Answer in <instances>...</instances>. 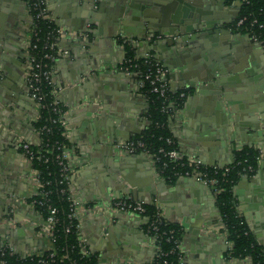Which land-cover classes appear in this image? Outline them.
<instances>
[{"label": "crops", "instance_id": "1", "mask_svg": "<svg viewBox=\"0 0 264 264\" xmlns=\"http://www.w3.org/2000/svg\"><path fill=\"white\" fill-rule=\"evenodd\" d=\"M46 1L65 28L53 81L67 107L70 190L78 201L83 246L102 264H147L154 258L146 217L108 206L113 197L130 194L181 224L189 264H251L227 253L211 187L192 176L169 181L149 153H131L115 143L149 123L139 76L123 67L121 36L127 35L137 54L150 50L171 68V90L188 89L169 118L184 152L209 164H228L235 148L264 146V46L231 24L239 1ZM171 18L173 24H167ZM31 38L25 0H0V244L23 255L52 246L32 200L38 182L21 144L42 139L27 79ZM234 189L239 211L264 247V157Z\"/></svg>", "mask_w": 264, "mask_h": 264}, {"label": "trees", "instance_id": "2", "mask_svg": "<svg viewBox=\"0 0 264 264\" xmlns=\"http://www.w3.org/2000/svg\"><path fill=\"white\" fill-rule=\"evenodd\" d=\"M227 1L231 3L235 0ZM238 1L240 8L231 24L237 25L238 20L243 17V22L237 26L239 30L248 34L257 33L259 39L264 41V0ZM31 18L32 41L33 44H36V46L31 44V52L43 63L51 66L55 61L46 57L45 54L46 52H56V47H51L50 44L58 35L53 29L57 23L45 16H37V10L31 11ZM255 19L256 21H254ZM121 41L123 42L122 38ZM124 47L126 54L123 63L132 64L131 68L140 76L139 71L143 72L147 68L144 54H137L131 41H125ZM136 63L137 65H135ZM39 84L38 94L40 97L38 96V99L42 104L38 106L39 112L34 124L40 131L42 139L39 143H30V151L34 153L32 166L38 171L41 184L32 200L44 219L48 216L50 206L57 208L58 219L54 226V239L50 248L41 253H32L26 256L12 252L8 246H3L2 259L7 264H101L97 253H85L79 237L78 218L70 215L73 200L70 197L69 183L65 178L64 165L59 156L64 146L69 145L66 126L61 121V116L64 115L67 107L62 102H55L54 84L49 83L43 77ZM140 89L147 99L149 123L141 132L134 134L131 138L143 140L151 153L160 155L161 159L157 162L158 170L169 181H175L187 170L192 172L194 164L189 161L186 152V156L181 159L171 160L159 149L160 147H164L166 150L182 149L170 129L169 118L175 110L183 105L188 89L181 88L174 91L170 89L167 96H164L154 91L147 79ZM182 92L185 94L182 95ZM168 137L171 140H168ZM261 157L260 146L246 144L241 148H235L234 159L228 163L227 170L225 166L218 169L211 165L202 166V170L206 171V176L217 178L215 183L208 186L215 193L220 213L218 219L220 228L226 232L228 240L232 243L231 246H228L227 253L238 258L248 257L251 259V264H264V247L256 239L246 216L239 211L234 187L245 173L252 174L256 171ZM64 161L66 162V159ZM164 161H167V164H164ZM157 213L156 204L147 202L148 220L155 218ZM148 222L146 220V227ZM172 229L174 232H171ZM150 233L157 236V242L160 243L162 249L158 250L154 258L147 264H189L187 261L182 263L180 260V255L183 254L177 245V242L183 238V227L180 223L163 219L159 229H151ZM171 234L172 237H169ZM3 247L0 246V250Z\"/></svg>", "mask_w": 264, "mask_h": 264}, {"label": "built area", "instance_id": "3", "mask_svg": "<svg viewBox=\"0 0 264 264\" xmlns=\"http://www.w3.org/2000/svg\"><path fill=\"white\" fill-rule=\"evenodd\" d=\"M25 2H26L27 8H28L30 14H31L32 10H37V16L42 15V16L49 18V20L56 21L49 13V8H48L46 0H29L28 2L25 0ZM243 20H244V18L241 17L237 22V26H239L243 22ZM254 21H256V19ZM56 23H57V25L53 29H54V31H56L58 33V35L53 40V42L50 44L51 47H54V46L56 47V52L55 53L46 52V54H45L46 57H50L52 60L55 61L54 63H52L51 66H48L47 63H43L35 55H33V53L31 52V49H30L31 44H33L32 38H31V41L29 42V46H28L27 79H28V83L30 86L31 94L34 97V99L36 100L38 106H40L42 104L41 100L38 99V96L40 97V95L38 94V91L40 90V84H39L40 79L43 77L49 83L54 84L53 73H54V69H55V63L59 57L58 38L65 31V28L61 24H59L57 21H56ZM32 32H33V28H32ZM35 33H36V31H35ZM249 36L252 37L253 40L258 41L259 43H261L264 46V41H261L259 39V35L257 33L249 34ZM121 38L123 40V42H122L123 47H124L125 41H131L132 42L130 37L127 35H122ZM33 46H36V44H33ZM143 54H144L143 56L145 58V63L147 64V68L143 72L139 71V74H140L139 84H140V86H142L144 84V81L147 79V80H149L150 84L152 85V89L154 91H156L160 95L167 96V94L170 90L169 80H168L167 75L170 72L171 68L168 65H166L162 59L158 58L154 52L148 50ZM135 65H137V63ZM132 66L133 65L130 63H128V64L123 63V67L125 70H127V72H129V73L135 72L138 75V72H136L135 70H133L131 68ZM2 75H3V70L0 66V77ZM53 92L55 94V102H61V100H59L58 97L56 96L55 88H53ZM181 94L184 95L185 93L182 92ZM61 121L66 126V136H67L68 123H67V119L65 117V112H64V115L61 116ZM168 140H171V138L168 137ZM30 143L31 142L28 139H23L21 144L23 146V149H24L26 156L29 158V160L32 163V158H33L34 153L32 151H30ZM115 143L119 149L131 152V153L141 151V150L149 153L153 157L156 164H157L158 160L161 159L160 155H156L154 153H151L146 148L145 142L141 139H134V138L130 137V138H126V139H118L115 141ZM260 147H261V152H262V157H263L264 146L260 145ZM159 151L163 152L165 155H168L171 158V160H178V159H181L182 157L186 156L185 152L179 148H172V149L166 150L164 147H160ZM59 156L61 157V159H62L61 162L64 165L66 181L69 183V186H70L69 165L67 162V160L70 156L69 145L64 146V149ZM187 157H188L189 161H191L194 164V168H193L192 172L187 170V172L185 174H182V175L192 176V177L204 182L207 185H211V184L215 183L217 181V178L206 176V171L202 170L203 169L202 166L207 167V165H211L217 169L225 166L226 170L228 169V166H227L228 164H226V165L216 164V163L215 164H209V163H206L200 156L188 155ZM64 159H66V162L64 161ZM164 164H167V161H164ZM157 168H158V166H157ZM33 172H34V175H35V178L38 182V187H39L41 182L39 180L38 171L34 167H33ZM244 175H249V174L245 173ZM70 197L73 200L72 212L70 215L78 218L77 227L80 230V220H79V215H78V201L75 199V197L73 196L72 193L70 194ZM147 202H149V201H146L143 199H137V198H134L132 195L127 194V195H123V196L113 197L112 200L109 201L108 206L115 208L117 210H120L122 212H128L131 214L143 215L144 217H146V220L149 221L146 228H147V231L150 233L151 229H154V230L159 229L160 222L164 218L161 216L159 209H158V213H157L156 217L151 219V220H148L149 216L147 215ZM56 212H57V208L55 206H50L48 216L45 219V222H43L41 225L42 229L51 237L52 241L54 239L55 222L58 219ZM171 232H174V229H172ZM172 234L169 235V237H172ZM151 235L155 239L157 251L161 250L162 247H161L160 243L157 242V238H156L157 236L154 234H151ZM224 236L226 237L225 241H226L227 245L231 246L232 243L230 240H228L226 232H224ZM177 245L180 247L181 251H183L182 250V239H180L179 242H177ZM0 246L6 247L7 245L0 244ZM4 247L2 250H0V264H7L6 261L4 259H2V255L4 254ZM8 247L10 248V250L12 252H18L15 248H13L11 246H8ZM83 249H84L85 253H87V254L93 253L92 250H90L84 246H83ZM21 255H23V254H21ZM248 259L250 260V263H251V259L250 258H248ZM180 260L182 263H184L186 261L185 257H184V252H183V254L180 255Z\"/></svg>", "mask_w": 264, "mask_h": 264}, {"label": "water", "instance_id": "4", "mask_svg": "<svg viewBox=\"0 0 264 264\" xmlns=\"http://www.w3.org/2000/svg\"><path fill=\"white\" fill-rule=\"evenodd\" d=\"M167 24H173V19L171 18V19H168V21H167ZM162 28V27H161ZM159 28L160 29V32H167V29L168 28H166V27H164V28ZM164 30V31H163ZM170 31H168V33H169ZM167 34V33H166ZM175 40V39H174ZM173 41V40H172ZM170 42V41H169ZM163 60V59H162Z\"/></svg>", "mask_w": 264, "mask_h": 264}]
</instances>
